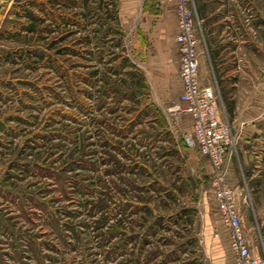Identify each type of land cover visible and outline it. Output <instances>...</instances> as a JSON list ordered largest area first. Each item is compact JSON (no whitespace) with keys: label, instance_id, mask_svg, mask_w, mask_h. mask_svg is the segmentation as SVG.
<instances>
[{"label":"rangeland","instance_id":"1","mask_svg":"<svg viewBox=\"0 0 264 264\" xmlns=\"http://www.w3.org/2000/svg\"><path fill=\"white\" fill-rule=\"evenodd\" d=\"M134 1L138 4L141 0ZM116 2L118 7L122 0ZM23 9L31 10L42 19L35 23L32 32H24L20 27L29 21L25 16L16 14ZM61 10L66 8L62 7ZM44 11L46 0H0V30L7 29L15 34L5 37L4 32L0 33V219L12 229L10 233L0 228V264H120L119 260L128 256L133 240L143 231L148 233L145 227L138 228L133 224L132 219L137 218L138 212H131L126 216L130 221L125 231L127 235L131 234V240H127L123 249L112 248L120 236L118 232L106 240L108 242L101 240V237L107 223H116L115 218L119 215L116 213L117 205L111 209L104 226L96 228L92 220L98 212L94 211L90 216L82 212L80 204V200L83 201L84 197L91 199L92 195L82 196L72 189L68 194L62 192L55 175L46 176L42 172H35V168L33 172L20 171V163L16 160V156L20 161L36 155L44 165L46 161L55 166L65 165L66 153L70 151L76 154L78 146L75 147L71 139H63L59 132H52L46 137L40 134L61 125L77 127L76 132L88 127L84 111L75 107L72 95L78 96L83 103L93 101L92 96H88L91 88L85 77L91 69L88 63L94 61L98 66V74L95 75L98 76L106 65H116L121 55L127 58L131 69H135L140 76L142 86L138 93L139 101L123 99V108L113 113L103 110H98V113L122 124L138 110L147 109V114L143 112L140 121L122 138L126 144L135 143L147 167L140 174L132 170L107 175L103 169L106 164L100 162L94 175L105 180V183L114 182L121 186L120 175L138 184L152 182L151 179L155 178L146 189H127L123 196L131 207L137 200L149 207L150 214H145L148 216L144 224H148L152 217L161 215L155 231L145 235L148 242L143 246L139 260L132 264H226L230 252L229 231L213 194L211 166L194 144L185 142L184 134L191 131L180 126L184 113L169 108L177 102L175 57L172 61H166V69H144L148 65V43L139 37L133 24L122 26L118 16L122 48L112 47L113 51L119 53L114 61H106L109 53H104L102 61H98V49L91 43H74L86 33L93 35L88 30L95 26V21L85 23L83 28H77L73 34L47 49ZM257 17V26L252 27L251 48L249 45L244 49L252 50V57H248V60L253 69H239L235 73V80H239L243 91L256 103L239 107V115L248 118L247 123L229 122L234 147L226 159L224 179L233 189L235 206L250 252L264 258V0H259ZM87 20L79 16L78 24ZM239 29L237 27V31ZM57 33L49 32L47 39ZM242 34L249 35L250 29L243 26ZM61 45L74 47L75 53L56 52ZM81 49L85 50L83 55L80 54ZM87 49L93 51L92 60L88 58ZM127 61L125 68H128ZM204 67L199 69L200 75L216 86L219 94L217 113L220 119H225V116L229 117V109L224 95L220 94L224 83H221L217 69H210L206 60ZM148 73L154 75L156 81L164 79L168 87L155 88L150 83ZM230 80L225 82V86L232 93ZM66 82L71 85L68 86ZM247 85L249 89H246ZM74 114L80 118V122L71 120L69 115ZM155 115L163 119V125L158 124ZM142 127L154 137H145ZM150 163L153 165L150 166ZM82 165L87 166L85 163ZM82 165L75 166L84 174L83 181H86L90 179L91 172L82 169ZM98 188L101 187H94L93 199L100 193L101 189ZM23 191H32L35 196L45 200L44 207L34 203L26 205H30L26 207L29 219L25 218L16 203L15 195ZM114 197H117L114 201L117 204L120 194L115 192ZM180 207L183 209L181 215ZM65 221L73 223V227L63 226ZM26 236L33 239V248L25 244ZM12 239L15 252L9 246Z\"/></svg>","mask_w":264,"mask_h":264},{"label":"trees","instance_id":"2","mask_svg":"<svg viewBox=\"0 0 264 264\" xmlns=\"http://www.w3.org/2000/svg\"><path fill=\"white\" fill-rule=\"evenodd\" d=\"M152 6L154 5L152 2H150V0H144V8L153 10L154 8ZM62 7L68 10H61ZM38 8L43 10L41 5H38ZM43 13H46L47 49L52 48L56 42L62 41L73 34L77 28H83L85 23L89 24L95 21V26L88 30V32L90 31L93 35L86 33L73 42H82L84 44L91 43L93 46H95L96 49H98L96 57L98 61H102L104 53L110 54L109 59L107 58L108 60H106L107 62L109 60L114 61L119 56V53L113 51L112 49V47L115 46L122 48L120 42L121 29L117 20L116 0H46V11ZM16 14H21L22 16H25L27 20L29 19L26 24H22L20 26L24 32H32L35 28V23L42 20L41 17L35 15L29 9H23L21 10V13L18 12ZM79 16L88 20L78 24ZM91 17H93V20ZM52 31H57L58 33L55 36L47 39L49 32ZM2 32L5 33V37L15 36L13 32L7 29H1L0 33ZM92 38H95V40L92 41ZM90 50L92 49H87L86 52L88 53V58L92 60L93 51ZM55 51L60 54L75 53L74 47H70L68 45H61V47H57ZM84 52L85 50L81 49L80 54L83 55ZM49 59L53 61L51 58ZM126 61L127 58L124 55H121L116 65H106V67L102 68L98 76H95L98 74V66H95L94 61L93 63H88L91 69L87 72L85 77L86 82L91 88V91L88 92V96H92L93 101L91 100L83 103L82 100L78 98V96L72 95V98L75 99V107L84 111V116L87 118L86 124L88 127L76 132L77 127L75 128L74 126H66V128L65 125H61L59 127L48 129L46 132H42L40 134L46 137L49 136V134H52V132H59L58 134H60L63 139H71V141L74 142L75 147L78 146V152L76 154H73L70 151L66 153V163L64 162L65 165L55 166L51 165V163L48 161H46V165H44L42 164L43 162L40 161V157L36 155L32 156V158L24 157L20 161L16 156V160L20 163L19 166H21L20 171L33 172L35 168V172H42L43 174H46V176L55 175L59 183V190L62 192L67 193L69 189H72L73 192H79L82 194V196H86V194H88L90 196L92 195L93 197L94 187L100 186L101 188H98L101 189L100 193L98 194L99 196L97 195L94 199L92 197L91 199L84 197L83 201L80 200V204L82 205L81 210L90 216L93 215L94 211L98 212L92 222L93 226L96 228H101L104 226L111 209L117 205L118 211L116 213L119 215L115 218L116 223L113 222L106 224V229L104 230L105 233L102 235L101 240L108 242L106 240L110 239L111 236L118 232L117 234L120 236L118 240L114 241L112 248L117 247L120 249H123L127 240H131V234L127 235L125 233L126 228H128L127 224L130 221L128 218H126L127 215H129L131 212H138L137 218L132 219L133 224H135L138 228L145 227L144 230L148 231V233H153L155 231L157 223L161 217L160 214L156 215L155 217L151 218V221L148 224H144L147 216L150 214L149 207L146 206L144 202L138 203L140 200H137V203H134L131 207V203L123 197L126 194L127 189H146V187L149 186L148 184L155 181V178L151 179L152 182L138 184L134 181H129V179L123 178L120 175L118 178H121V186L114 182L105 183V180H101L94 175V171L98 169L100 162L106 164V167L103 169L107 175H110L112 172H128L134 170L137 174H140L141 172L146 171L145 168L147 166L145 163H143L145 161H143L140 153L137 152V149L134 146L135 143H132L131 145L126 144V142H122V138L126 137L127 133L132 130L134 124L140 121V117L143 112L144 114H147V109L142 108L138 110L137 113L128 118V120L122 124H117L116 121L109 120L105 115L98 113V110L113 113L117 111V109L123 108L124 105L121 104L123 99L133 102L139 101L138 93L140 92L139 89L142 86V83H140V76L135 69H131V64L128 61V68L124 67L127 65ZM83 78L84 77H82V79ZM98 80L99 83H96ZM67 85L70 86L71 84L67 83ZM221 90L220 94L222 93V95H224L225 100L223 101L226 102L228 109H230V105L225 98V91ZM69 116L71 120L74 121V123L80 122V118H78L75 114ZM154 118L157 120L159 125H163V119H161L159 115H155ZM71 127H73V129ZM141 130L145 137L150 135L154 137V135L151 132H148V130L144 127H142ZM34 137L35 135L32 136L33 139ZM97 147H99V149H97ZM83 163L87 164V166L84 167V165H82ZM76 164H79V166L82 165V169L89 170L88 172H91L92 177L89 176L90 179L83 181L84 174L80 173L79 169H76ZM149 165L151 166L153 163H150ZM65 171H71L72 173H65ZM18 190L20 189L18 188ZM115 192L120 194V199L116 201L117 204L114 202L117 198L114 197ZM15 196L16 203H18L21 212L25 214V218L27 219H29V217L27 216L28 212L26 207H30V205L26 206L27 204L34 203L38 206L44 207L42 205H44L45 200L35 196L32 191H23V193L16 194ZM138 197L139 196L136 195L137 199H139ZM181 210L183 211V209L180 207L179 215L182 214ZM66 212L69 213L68 211ZM47 213L49 216L51 215L49 212ZM147 213L148 215L145 216ZM50 217H52V215ZM62 224L67 228L73 227V223L68 224L66 221ZM0 228L8 230V232L12 233L11 226L2 219H0ZM150 228L152 229L150 230ZM99 233L101 234L100 231ZM148 233L143 231L139 237L133 240L134 243L130 252H128V256L120 259V264H132L139 260L140 252L145 243L148 242V240L145 238V235ZM135 236H137V234ZM25 240V244H28V246L31 248L35 246L33 239L29 236H26ZM9 246L13 252L16 251L13 239L10 241ZM133 248L135 252L133 251Z\"/></svg>","mask_w":264,"mask_h":264},{"label":"crops","instance_id":"3","mask_svg":"<svg viewBox=\"0 0 264 264\" xmlns=\"http://www.w3.org/2000/svg\"><path fill=\"white\" fill-rule=\"evenodd\" d=\"M150 2L154 5L152 6L153 10L144 8L143 0L138 4L134 0L125 2L122 0L117 7L119 22L122 26H131V24L136 26L139 37L148 43L146 44L148 65L146 64L144 69H166V61L168 59L172 61L174 57L176 63L174 69H177L179 51L174 40L177 21L173 0H150ZM193 5L195 13L193 21L197 36L198 82L213 84L207 79L204 80L200 75L199 69L205 68L204 60H206L210 69H217L218 77L221 79V83H224L223 91H225V98L230 105L229 117L225 116L229 127L233 121L247 123L249 119L244 115H239V107L253 105L256 102L248 97L247 92L243 91L239 80H235V73L239 69H253L248 60V57H252V50L244 49L249 45L251 48L253 43L252 27L257 26L258 23L259 0H193ZM243 26L250 29L249 35L242 34ZM237 27H240L238 31ZM222 69L231 70L223 71ZM148 77L155 88L165 89L168 87L164 79L156 81L151 73H148ZM174 78L175 96L178 101L181 82L177 70L174 72ZM241 79L244 78L241 77ZM227 80L231 81L232 93L225 86ZM246 89H249L248 85ZM183 113L180 126L191 131L190 115L186 112ZM227 260L226 264H233L231 252L228 253Z\"/></svg>","mask_w":264,"mask_h":264},{"label":"built area","instance_id":"4","mask_svg":"<svg viewBox=\"0 0 264 264\" xmlns=\"http://www.w3.org/2000/svg\"><path fill=\"white\" fill-rule=\"evenodd\" d=\"M173 8L177 21L174 40L179 51L177 74L181 91L178 101L169 108L190 115L192 129L184 134V140L189 145L194 144L211 166L213 194L228 227L233 264H264L263 257L250 252L235 206L233 189L224 179L226 159L234 142L227 120L217 115L219 94L216 86L198 82L193 0H173Z\"/></svg>","mask_w":264,"mask_h":264}]
</instances>
